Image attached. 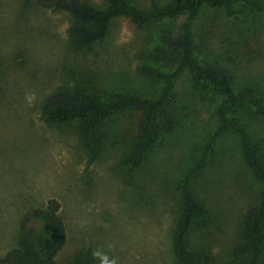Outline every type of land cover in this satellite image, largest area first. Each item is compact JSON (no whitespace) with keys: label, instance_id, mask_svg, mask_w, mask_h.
Instances as JSON below:
<instances>
[{"label":"rangeland","instance_id":"rangeland-1","mask_svg":"<svg viewBox=\"0 0 264 264\" xmlns=\"http://www.w3.org/2000/svg\"><path fill=\"white\" fill-rule=\"evenodd\" d=\"M149 1L129 0L141 9ZM233 12L227 16L220 8H202L193 25L195 56L223 66L235 92L251 91L263 114L253 115L250 125L264 143V0H238ZM183 18L137 27L118 17L100 42L81 50L69 41L66 13L23 0H0V234L13 229L29 186L38 199L59 196L67 230L59 258L84 242L95 264H234L231 250L240 218L254 203L258 185L240 161L229 132L214 141L192 184L207 209L206 227L191 236L194 256L174 261L169 243L179 206L178 178L199 157L216 127L219 98L213 88L192 83L187 72L179 75L169 102L173 124L169 129L158 125L159 138L130 185L114 163L122 149L117 145L108 156L109 150L101 153L88 172V186L75 195L73 177L78 179L74 173L80 171V162L73 133L39 118L42 99L59 86L100 98L110 92L156 96L160 83L137 67L157 65L150 54L162 35L176 33ZM140 116L137 109L114 115L107 123L109 137L133 135Z\"/></svg>","mask_w":264,"mask_h":264},{"label":"trees","instance_id":"trees-1","mask_svg":"<svg viewBox=\"0 0 264 264\" xmlns=\"http://www.w3.org/2000/svg\"><path fill=\"white\" fill-rule=\"evenodd\" d=\"M23 1L42 9L66 13L69 17L66 27L69 41L81 50L100 42L107 35L110 22L118 17L126 18L137 27L184 17L176 33L162 35L159 45L150 54V60L157 65L142 64L137 67L139 73L160 83L156 96L149 98L110 92L105 98H100L59 86L42 99L39 118L49 126L69 128L73 133L75 154L80 162V171L74 173L73 169L70 170L79 174L78 179L73 177V185L77 186V191L73 193L75 195L88 186V172L102 158L101 153L117 145L122 149L118 156L116 154L114 163L122 181L126 186L130 185L132 175L142 170L159 138L158 125L169 129L173 124L169 102L173 82L179 75L187 72L192 83L213 88L219 98L215 108L216 127L199 157L178 178L176 190L179 206L169 230L171 254L174 261L180 263L189 261L195 254L191 236L193 231L206 227L207 209L196 197L192 184L204 167L214 141L229 132L234 137L240 161L258 185L254 203L241 215L237 244L232 248L231 255L234 264H264V143L254 136V129L250 125L253 115L258 112L263 114V111L257 107L249 89L234 91L231 76L223 66L195 56L193 36L194 21L203 7L220 8L231 16L238 0H167L164 4L150 0L145 9L131 4L129 0H102L101 5L87 0ZM247 3L260 10L256 3ZM135 109L141 112V116L134 134L120 141L109 137L112 130L108 128V121L116 114ZM37 191L39 193L34 188V192ZM23 193H28V197L21 200L13 229L9 234H0V246H3L0 247V264L96 263L93 251L84 242L59 258L67 241V230L60 213L58 195L41 200L36 197L37 193L35 196L32 194L29 186Z\"/></svg>","mask_w":264,"mask_h":264}]
</instances>
